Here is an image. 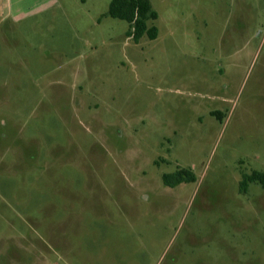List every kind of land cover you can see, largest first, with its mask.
Segmentation results:
<instances>
[{
	"label": "rangeland",
	"instance_id": "374dc122",
	"mask_svg": "<svg viewBox=\"0 0 264 264\" xmlns=\"http://www.w3.org/2000/svg\"><path fill=\"white\" fill-rule=\"evenodd\" d=\"M12 1L0 264H264V185L239 191L264 172V0H149L138 42L110 0Z\"/></svg>",
	"mask_w": 264,
	"mask_h": 264
},
{
	"label": "trees",
	"instance_id": "16d2710c",
	"mask_svg": "<svg viewBox=\"0 0 264 264\" xmlns=\"http://www.w3.org/2000/svg\"><path fill=\"white\" fill-rule=\"evenodd\" d=\"M107 15L112 19L127 22V37L135 42L145 36L149 40L157 37L155 26L148 23L157 18V13L151 8L149 0H110ZM211 115L220 119L218 112L213 111ZM196 176L190 168H178L171 173L161 175V182L169 188H174L180 184L194 183ZM257 182L264 185V172L253 171L249 175H244L239 183V191L247 192L248 183Z\"/></svg>",
	"mask_w": 264,
	"mask_h": 264
},
{
	"label": "crops",
	"instance_id": "0c3cea01",
	"mask_svg": "<svg viewBox=\"0 0 264 264\" xmlns=\"http://www.w3.org/2000/svg\"><path fill=\"white\" fill-rule=\"evenodd\" d=\"M13 1L12 0H0V9L3 13H5V16H8V18H10V16H12V12H13ZM28 14V10L27 11H20V15H27ZM16 16V15H14Z\"/></svg>",
	"mask_w": 264,
	"mask_h": 264
}]
</instances>
